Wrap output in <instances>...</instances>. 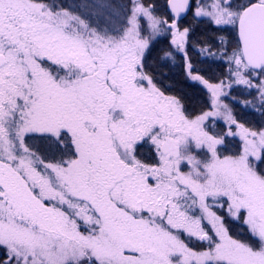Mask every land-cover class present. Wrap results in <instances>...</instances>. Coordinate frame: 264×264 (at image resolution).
<instances>
[{"label": "snow or ice", "instance_id": "snow-or-ice-1", "mask_svg": "<svg viewBox=\"0 0 264 264\" xmlns=\"http://www.w3.org/2000/svg\"><path fill=\"white\" fill-rule=\"evenodd\" d=\"M0 264H264V0H0Z\"/></svg>", "mask_w": 264, "mask_h": 264}, {"label": "trees", "instance_id": "trees-1", "mask_svg": "<svg viewBox=\"0 0 264 264\" xmlns=\"http://www.w3.org/2000/svg\"><path fill=\"white\" fill-rule=\"evenodd\" d=\"M173 82L175 83V86L178 87V88L185 86V85H183L182 77L179 74H177L176 76L173 77ZM247 119L255 121L257 119V117L254 116V115H249V116H247Z\"/></svg>", "mask_w": 264, "mask_h": 264}]
</instances>
